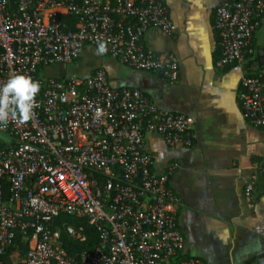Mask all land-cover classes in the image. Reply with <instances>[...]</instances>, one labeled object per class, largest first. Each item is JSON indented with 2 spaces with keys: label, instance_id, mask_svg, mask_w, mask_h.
<instances>
[{
  "label": "built area",
  "instance_id": "2783aa9c",
  "mask_svg": "<svg viewBox=\"0 0 264 264\" xmlns=\"http://www.w3.org/2000/svg\"><path fill=\"white\" fill-rule=\"evenodd\" d=\"M263 21L264 0L219 4L216 66L241 63ZM153 28L176 31L166 0H0V84L18 73L40 83L32 118L0 127V264H203L179 256L180 203L168 184L179 163L156 171L145 138L191 146L193 119L161 110L137 88L114 86L103 66L87 76L42 74L104 40L100 56L175 82L179 59L142 43ZM239 96L245 120L264 128V79L243 74ZM258 168L264 178V158ZM255 183L247 181L246 197ZM62 215L86 219L98 245L70 253L61 229L79 243L87 236L83 224L56 225ZM11 247L18 249L5 261Z\"/></svg>",
  "mask_w": 264,
  "mask_h": 264
},
{
  "label": "crops",
  "instance_id": "0c3cea01",
  "mask_svg": "<svg viewBox=\"0 0 264 264\" xmlns=\"http://www.w3.org/2000/svg\"><path fill=\"white\" fill-rule=\"evenodd\" d=\"M223 1L166 0L176 31L153 28L144 34L145 49L179 59L175 82L97 55L91 46L71 64L81 63L85 76L103 66L114 86L137 88L161 110L193 119L191 146L172 147L156 133L145 135L156 171L179 163L168 179L180 203L176 226L184 248L179 256L203 264H264V178L258 168L264 128L245 120L239 96L243 74H264V21L241 63L217 67L221 44L213 23ZM252 178L256 183L246 197Z\"/></svg>",
  "mask_w": 264,
  "mask_h": 264
},
{
  "label": "clouds",
  "instance_id": "9594fccd",
  "mask_svg": "<svg viewBox=\"0 0 264 264\" xmlns=\"http://www.w3.org/2000/svg\"><path fill=\"white\" fill-rule=\"evenodd\" d=\"M107 52V42H97L96 54ZM40 91V83L26 74H15L0 84V127L8 123L23 124L34 115L35 97Z\"/></svg>",
  "mask_w": 264,
  "mask_h": 264
},
{
  "label": "trees",
  "instance_id": "16d2710c",
  "mask_svg": "<svg viewBox=\"0 0 264 264\" xmlns=\"http://www.w3.org/2000/svg\"><path fill=\"white\" fill-rule=\"evenodd\" d=\"M64 21L68 22L69 24L73 23V20L69 19V21H68V18L64 19ZM76 61H74V62H76ZM249 75L260 76V74H258V72L250 73ZM261 75L262 76H260V77L262 79H264V74H261ZM63 221L68 222V223L73 224V225L83 224V226L85 228L86 236H87L85 242L79 243L78 241H76V240L70 238L69 236H67L65 234L64 230L61 229V239L63 240V242L65 244V247L67 248V250L70 253H75V252H78V251H81V250H91L95 246L98 245L99 236H98L96 230L91 225H89V223L87 222L86 219H77L76 217H69V216H66V215H62L56 220V225L60 226V223L63 222ZM17 244H18V248L22 252L26 250L27 245L21 239L17 240ZM15 248H17V247H11V248H9L7 250L6 255L3 257V259L5 261H9L10 260L8 255H9V253L12 250H15Z\"/></svg>",
  "mask_w": 264,
  "mask_h": 264
},
{
  "label": "rangeland",
  "instance_id": "374dc122",
  "mask_svg": "<svg viewBox=\"0 0 264 264\" xmlns=\"http://www.w3.org/2000/svg\"><path fill=\"white\" fill-rule=\"evenodd\" d=\"M83 54L86 55L87 50H85ZM42 74L44 76H53V77H60L62 75H73V74L85 76V74L81 72V63L69 64V65H61V64L50 65L44 69Z\"/></svg>",
  "mask_w": 264,
  "mask_h": 264
}]
</instances>
